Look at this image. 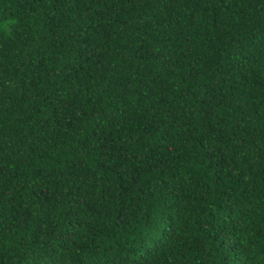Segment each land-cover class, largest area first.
<instances>
[{
  "label": "trees",
  "instance_id": "obj_1",
  "mask_svg": "<svg viewBox=\"0 0 264 264\" xmlns=\"http://www.w3.org/2000/svg\"><path fill=\"white\" fill-rule=\"evenodd\" d=\"M0 264H264V0H0Z\"/></svg>",
  "mask_w": 264,
  "mask_h": 264
}]
</instances>
